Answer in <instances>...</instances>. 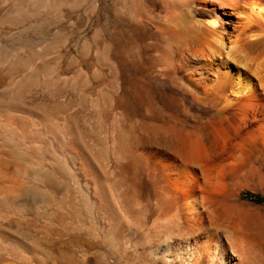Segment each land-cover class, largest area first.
<instances>
[{"label":"bare ground","instance_id":"1","mask_svg":"<svg viewBox=\"0 0 264 264\" xmlns=\"http://www.w3.org/2000/svg\"><path fill=\"white\" fill-rule=\"evenodd\" d=\"M47 2L0 0V253L17 264H264V204L240 199L264 196V0H191L208 8L198 25L144 20L160 42L153 62L120 64L111 92L88 102L90 120L26 104L57 82L29 38ZM98 59L108 65V52ZM22 226L71 253L51 259Z\"/></svg>","mask_w":264,"mask_h":264},{"label":"rangeland","instance_id":"2","mask_svg":"<svg viewBox=\"0 0 264 264\" xmlns=\"http://www.w3.org/2000/svg\"><path fill=\"white\" fill-rule=\"evenodd\" d=\"M47 1L44 0L45 3ZM53 1L50 8L33 11L34 16L30 22L32 35L29 38L39 49L42 46L43 57L40 58L44 68L54 83L57 82L50 88L52 93L48 90L43 92L41 89L31 92L27 96L26 104L33 107L51 106L58 113L62 112L77 119H83V116L84 119L89 118L88 120L92 118L88 102L95 99L99 90L107 92L106 94L111 92V79L120 64L135 69L153 62L160 42L144 20L151 17L158 22H165V16L169 15L172 19L176 16L174 20L179 25H198L208 16V8L197 4L183 6L191 0H166L167 4L164 0ZM180 1L182 6L177 5ZM32 2L34 8L39 5L37 0ZM105 50L109 55V64L103 67L98 58ZM142 71L144 73L143 69ZM65 78L66 84L61 81ZM131 106L138 107L135 102ZM179 114L182 115L181 112ZM240 199L253 205L264 204V196L255 191L243 190ZM20 233L27 239L40 238L43 249L52 256L51 259L71 253L65 243L43 240L32 228L22 226ZM0 264L17 263L0 253Z\"/></svg>","mask_w":264,"mask_h":264}]
</instances>
